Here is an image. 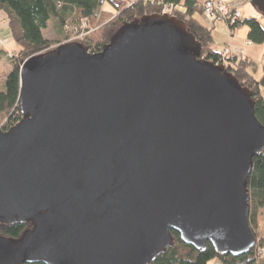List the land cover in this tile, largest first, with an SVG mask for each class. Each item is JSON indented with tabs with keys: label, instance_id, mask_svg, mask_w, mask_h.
I'll return each instance as SVG.
<instances>
[{
	"label": "water",
	"instance_id": "water-1",
	"mask_svg": "<svg viewBox=\"0 0 264 264\" xmlns=\"http://www.w3.org/2000/svg\"><path fill=\"white\" fill-rule=\"evenodd\" d=\"M264 17V0H250ZM186 22L144 15L92 54L72 42L19 70L0 130V264H152L172 232L250 253L248 182L264 152L250 89L201 59Z\"/></svg>",
	"mask_w": 264,
	"mask_h": 264
},
{
	"label": "trees",
	"instance_id": "trees-1",
	"mask_svg": "<svg viewBox=\"0 0 264 264\" xmlns=\"http://www.w3.org/2000/svg\"><path fill=\"white\" fill-rule=\"evenodd\" d=\"M107 2L115 6V11L104 8ZM167 3L179 5L176 18L186 22L193 40L202 46L200 58L206 62L220 63L221 52L213 48L212 32L202 23V6L196 0H136L120 4H115L113 0H0V10L7 14L12 39L21 49L12 61V66L19 72L20 66L27 59L51 50L53 45L62 43L64 39L69 41L73 32L78 34L82 19H87L90 27L79 43L88 52L98 53L109 43L118 28L144 15H160ZM50 21L55 24L59 35L56 43L45 36ZM241 25L249 27L248 39L251 43L264 44V29L258 20L246 19L231 29L235 30ZM250 64L248 59H234L226 70L251 90L256 116L264 125V64L259 78L249 71ZM19 94V88L11 96L5 92L0 93V128L4 131L22 118L18 111ZM248 189L251 196L250 226L256 235L260 222L264 225V152L254 158ZM29 228L27 224L0 221V235L11 240L20 239ZM172 235L174 246L152 264H209L215 259L220 260L221 264H264V231L258 247L238 257L219 256L210 243L205 251L200 252L183 243L178 233L172 232Z\"/></svg>",
	"mask_w": 264,
	"mask_h": 264
},
{
	"label": "crops",
	"instance_id": "crops-1",
	"mask_svg": "<svg viewBox=\"0 0 264 264\" xmlns=\"http://www.w3.org/2000/svg\"><path fill=\"white\" fill-rule=\"evenodd\" d=\"M198 4L202 5L204 0H196ZM224 4L238 8L243 20L256 19L260 22L259 11L255 8L250 0H221ZM202 23L211 30L214 44L213 48L221 52L225 47H230L235 59L242 60L248 59L251 61L250 66L256 63H264V44H248L249 27L247 25H241L233 33H230L228 26L219 21H213L206 17L204 14L200 16ZM262 25V23L260 22ZM263 29L264 26L262 25ZM20 47L14 42L11 36V32L8 26L7 14L0 10V58L5 59L7 54L15 53L18 55ZM256 77V76H255ZM260 77V76H259ZM257 77V78H259ZM218 261H214L213 264ZM210 264V263H209Z\"/></svg>",
	"mask_w": 264,
	"mask_h": 264
},
{
	"label": "built area",
	"instance_id": "built-area-1",
	"mask_svg": "<svg viewBox=\"0 0 264 264\" xmlns=\"http://www.w3.org/2000/svg\"><path fill=\"white\" fill-rule=\"evenodd\" d=\"M203 14L212 19L213 21H219L226 24L232 34L234 30L231 27L239 25L243 22V17L241 11L232 6L224 4L221 0H204L202 3ZM179 10V5L175 3L164 4L161 14H165L171 17H176L177 11ZM90 27V23L87 19H82L79 24L78 34L73 32V36L76 38L83 37ZM69 28V27H68ZM236 30V29H235ZM71 37V38H72ZM248 44H252L250 41ZM12 57L13 55L9 54ZM232 50L230 47H225L220 53V63L216 65H223L225 68L232 65L234 60Z\"/></svg>",
	"mask_w": 264,
	"mask_h": 264
},
{
	"label": "rangeland",
	"instance_id": "rangeland-1",
	"mask_svg": "<svg viewBox=\"0 0 264 264\" xmlns=\"http://www.w3.org/2000/svg\"><path fill=\"white\" fill-rule=\"evenodd\" d=\"M113 1H114L115 4H120L123 1H127L128 3H133L136 0H113ZM104 8L107 9V10H109V11H115V6L112 3H110V2H107L104 5ZM260 18H261L260 19V22L264 26V17L263 16H260ZM49 23H50V26H49V28L47 30H45V36L47 38H49L52 42L56 43L55 41H57L58 36H59L58 33H57V29H56L54 23H51V21ZM116 31H114V33ZM83 37L76 38L75 36H73L72 38H70L69 41H67V40L64 39L62 41V43L53 45L51 47V50L57 48L59 45L68 44V43H72V42H78L79 43L80 40ZM9 54H11L13 56L10 57V56H8ZM9 54H7V56L5 57V59H2L1 60V58H0V93L5 92L8 96H11L12 93H13V91L16 88H19L20 87V75H19V72H17L14 69V67L12 66V61L14 59H16V56L17 55L15 53H9ZM263 64L262 63H256L255 65L249 67V71L254 76L259 77L262 74ZM20 68H21V66H20ZM0 130H2V129L0 128ZM263 231H264V225H263V222L262 223L260 222V227L257 229L256 235H255L256 236V239H257V245H256L255 248L258 247V244H259V241H260V236H261V233ZM214 261H218L217 263H220L221 264L220 260H218V259H215V260L210 261V264H213Z\"/></svg>",
	"mask_w": 264,
	"mask_h": 264
}]
</instances>
